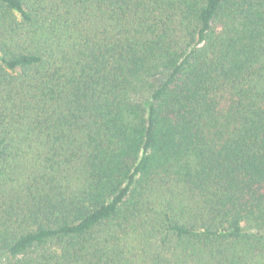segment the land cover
I'll list each match as a JSON object with an SVG mask.
<instances>
[{
  "label": "trees",
  "instance_id": "16d2710c",
  "mask_svg": "<svg viewBox=\"0 0 264 264\" xmlns=\"http://www.w3.org/2000/svg\"><path fill=\"white\" fill-rule=\"evenodd\" d=\"M0 264H264V0H0Z\"/></svg>",
  "mask_w": 264,
  "mask_h": 264
}]
</instances>
